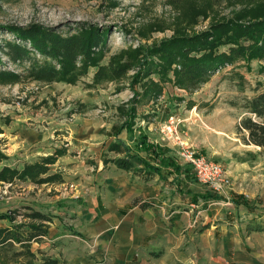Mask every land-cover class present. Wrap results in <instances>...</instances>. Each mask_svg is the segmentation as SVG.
<instances>
[{
    "label": "rangeland",
    "instance_id": "1",
    "mask_svg": "<svg viewBox=\"0 0 264 264\" xmlns=\"http://www.w3.org/2000/svg\"><path fill=\"white\" fill-rule=\"evenodd\" d=\"M246 10L249 13L241 22L250 20L256 10L264 14V0H0V25L39 22L57 27L64 34L73 32L81 21L103 25L109 33L99 64H106L114 57L126 61L137 56L139 60L142 53L127 56V52L140 45L147 52L163 40L175 35L198 34L208 30L214 22L236 18ZM12 37L10 32L0 28V39ZM219 49L224 51L226 47ZM148 55L154 63H163L158 54ZM0 57V69L23 71V66H15L1 53ZM138 64L135 61L132 69L120 79L98 83L93 81L96 67H89L76 81L68 83H43L28 77L14 81L0 78V150L5 155V159L0 160V169L6 166L11 170L7 179L0 180V213L13 217L0 218V228L23 224L26 227L31 220L24 212L33 209L45 212L52 222L62 221L66 227L72 219L66 206L82 203L75 200L80 198L77 196L81 188L97 183L93 174L101 158H115L117 151L109 149L110 145L123 141L125 146L133 148L144 134L172 142L177 153L176 141L166 130L168 125L177 126V130L183 132L181 138L186 135L191 138L192 141L187 139L188 144L199 146L195 148L228 167L233 180L229 196L233 192L244 197L255 195L258 208L264 209V147L245 143L236 132L237 121L246 113L245 100L264 86V58L253 59L249 64L235 60L218 65L196 89L182 88L176 83L173 69L177 66L174 64L167 79H162L160 73L150 72L154 66L144 69ZM152 82L158 84L160 92L156 96H145L143 92ZM130 106L134 111L129 110ZM129 117L134 122L133 130L122 129L116 134ZM183 123L190 127L186 130ZM61 148L67 153L60 155L56 164L40 176L59 174V180L45 184L35 178L20 177L26 173L27 166ZM139 151L141 149L137 154ZM167 153L174 155L172 151ZM255 163L260 164L254 167ZM88 165L95 170H85ZM249 178L254 182L248 184ZM261 216L263 223L264 210ZM52 222L35 223L42 224L48 231ZM31 245L32 251L37 252L38 245L35 242ZM24 249L15 242L7 246L4 254L0 249V254L9 259ZM20 258L25 260L24 257L17 259Z\"/></svg>",
    "mask_w": 264,
    "mask_h": 264
},
{
    "label": "crops",
    "instance_id": "2",
    "mask_svg": "<svg viewBox=\"0 0 264 264\" xmlns=\"http://www.w3.org/2000/svg\"><path fill=\"white\" fill-rule=\"evenodd\" d=\"M182 125L186 130L190 127ZM182 138L186 143L191 140L187 135ZM147 139L169 157L171 164L150 158L152 153L145 149L138 154L157 167L159 174L146 173L145 168L139 171L142 165L136 157L132 159L134 168L119 167L113 160L123 157V151H117L115 158H101L93 174L97 183L86 185L91 192L81 188L80 198L75 200L82 203L66 206L72 214L66 227L62 221L50 219L44 236L31 240L38 245L37 252L30 248L33 260L41 261L40 257L47 255L58 264H264V209L258 208V198L237 192L229 196L230 187L212 193L196 179L193 168L176 153L172 142L149 135ZM89 168L95 170L91 165L85 170ZM249 180L248 184L254 182ZM24 229L19 230L28 233Z\"/></svg>",
    "mask_w": 264,
    "mask_h": 264
},
{
    "label": "trees",
    "instance_id": "3",
    "mask_svg": "<svg viewBox=\"0 0 264 264\" xmlns=\"http://www.w3.org/2000/svg\"><path fill=\"white\" fill-rule=\"evenodd\" d=\"M248 13L249 10H246L237 14L236 18H228L224 22H214L208 30L198 34L175 35L147 49V52L143 51L145 49L143 45L127 52V56L142 53L139 60L137 56L129 57L126 61L114 57L106 64H99V59L105 54L109 33V29L103 25L81 21L73 32L67 34L62 33L57 27L51 28L39 22L23 25H0V28L10 32L13 36L8 39H0V53L15 66H23L21 72L0 69V78L14 81L18 78L28 77L43 83L54 81L68 83L76 81L78 77L88 71L89 67H96L93 81L98 83L101 80L120 79L126 75L129 69H132L133 63L138 61L140 63L138 65H143L144 69H147L146 66H149L148 69L154 66L150 72L160 73L162 79H167V73L174 64L177 66L173 69L176 83L182 88L196 89L200 83L209 78L211 71L218 65L232 63L235 60H245L249 64L253 59L264 58V14L258 13L256 10L251 14L250 20L246 19V22H241ZM220 47H226V50L220 51ZM147 53L158 54L163 63H154L151 55L147 56ZM25 62H27L26 65H24ZM136 76L138 77V75ZM132 81V83L136 82V80ZM159 92L158 84L152 82V85H149V89L144 90L143 94L156 96ZM243 107L246 113L237 121V134L245 143L264 147V86L255 96L247 98ZM133 109V106L129 107L131 112L134 111ZM133 123L129 117L115 133L117 134L122 129L132 131ZM134 147L150 151L153 156L150 158L157 159L161 164H171L169 157H166L162 151H157V145L149 141L144 134L139 137ZM133 148L125 146L123 141L111 144L109 149L123 151L126 154L123 157H116L113 162L123 169L130 170L136 166L132 161L136 157L142 165L139 171L145 168L146 173L159 174L158 168L143 159ZM65 152L64 148L56 149L53 155L41 157L40 161L27 166L24 171L26 173L20 177L23 179L35 178L38 183L59 180V174L40 176L42 173H46L49 165L54 164L56 159ZM2 159H5V155L0 150V160ZM9 171L11 170L8 167L2 166L0 180L7 179ZM14 216L17 217L15 214ZM24 216L31 220L24 229L28 233L19 230L25 224L13 229L0 228V249L3 251L1 254L6 252L7 246L15 242L25 248L19 253H15L12 259L3 258L0 254V264H58L57 259L47 255H42L40 262L34 261V254L29 245L31 240L39 239L47 232L42 224L35 222L48 221L51 219L50 216L34 210L25 213ZM0 218L12 219L13 217L8 213H0ZM16 257H24L25 261H17Z\"/></svg>",
    "mask_w": 264,
    "mask_h": 264
},
{
    "label": "built area",
    "instance_id": "4",
    "mask_svg": "<svg viewBox=\"0 0 264 264\" xmlns=\"http://www.w3.org/2000/svg\"><path fill=\"white\" fill-rule=\"evenodd\" d=\"M166 130L171 133V137L179 146L177 153L185 163L193 168L196 179L201 184L206 185L212 193L217 194L232 186L233 180L225 166L208 157L206 153L197 152L190 144L186 143L180 137L183 132L178 131L177 126L171 128L168 125Z\"/></svg>",
    "mask_w": 264,
    "mask_h": 264
}]
</instances>
